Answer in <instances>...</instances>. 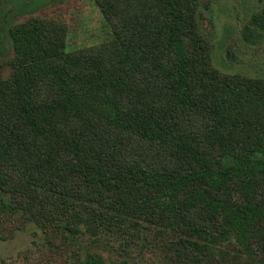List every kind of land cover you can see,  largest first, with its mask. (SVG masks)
I'll return each instance as SVG.
<instances>
[{"label": "trees", "instance_id": "1", "mask_svg": "<svg viewBox=\"0 0 264 264\" xmlns=\"http://www.w3.org/2000/svg\"><path fill=\"white\" fill-rule=\"evenodd\" d=\"M96 3L115 38L93 48L67 52L57 21L9 29L0 208L53 254L86 228L131 241L146 230L178 264L263 257L264 80L214 68L202 0ZM256 27L264 11L245 40ZM78 263L106 264L95 252Z\"/></svg>", "mask_w": 264, "mask_h": 264}, {"label": "rangeland", "instance_id": "2", "mask_svg": "<svg viewBox=\"0 0 264 264\" xmlns=\"http://www.w3.org/2000/svg\"><path fill=\"white\" fill-rule=\"evenodd\" d=\"M263 11L264 0H202L200 31L210 43L212 64L220 73L264 80V29L256 27V36L249 41L243 36L252 16ZM31 18L62 23L67 52L93 48L115 38L96 0H0V64L5 78L12 72L14 57L9 29ZM8 215L0 208V264H79L78 259L82 261L87 252L99 254L106 264H178L167 259L169 240L146 230L147 236L131 241L120 233L100 234L82 228L75 246L58 241L62 244L58 252L62 253L53 254L34 224L26 223L19 229V218ZM234 248H228L233 256ZM245 264H264V256L257 255Z\"/></svg>", "mask_w": 264, "mask_h": 264}]
</instances>
